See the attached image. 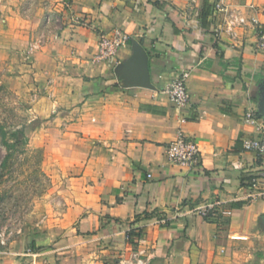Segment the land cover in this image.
Returning a JSON list of instances; mask_svg holds the SVG:
<instances>
[{"label":"crops","instance_id":"obj_1","mask_svg":"<svg viewBox=\"0 0 264 264\" xmlns=\"http://www.w3.org/2000/svg\"><path fill=\"white\" fill-rule=\"evenodd\" d=\"M218 1L246 25L228 28ZM0 10L4 81L41 123L34 142L54 184L70 187L66 201L91 203L73 209L85 211L79 236L143 264H264V200L249 188L255 177L264 190V157L242 146L264 131L254 47L264 0H6ZM115 30L126 42L102 59L99 38ZM136 44L151 86L127 65ZM181 71L190 100L178 108L163 89ZM178 128L197 142V165L168 159Z\"/></svg>","mask_w":264,"mask_h":264},{"label":"rangeland","instance_id":"obj_2","mask_svg":"<svg viewBox=\"0 0 264 264\" xmlns=\"http://www.w3.org/2000/svg\"><path fill=\"white\" fill-rule=\"evenodd\" d=\"M2 64L0 58V264H124L75 230L91 203L67 202L70 187L63 178L54 184L43 163L45 146L33 138L41 123L29 121V103L7 86ZM21 130L27 143L15 135ZM76 205L85 211L77 214Z\"/></svg>","mask_w":264,"mask_h":264},{"label":"built area","instance_id":"obj_3","mask_svg":"<svg viewBox=\"0 0 264 264\" xmlns=\"http://www.w3.org/2000/svg\"><path fill=\"white\" fill-rule=\"evenodd\" d=\"M214 10L223 11L227 14L226 24L230 29L246 25V19L240 13L229 11L222 1L215 3ZM254 28L256 34L254 47L257 50H264V25L257 23L254 25ZM126 39V36L118 30H115L110 35H101L98 42L99 57L102 59L113 58L118 48L126 42ZM187 78L188 71H181L174 75L170 83L163 89V92L166 93L178 108L186 107L189 104L190 97L187 90ZM246 119L248 121L254 120L251 112L246 113ZM242 146L244 150L253 151L258 156L264 157V131L256 137L244 138ZM166 154L172 163L188 167L197 165L200 159V149L197 142L192 137L185 135L181 128L177 129L175 138L166 145ZM249 185V188H255V191L250 194V199L264 200V190H258L257 178L252 177ZM215 207L216 202L209 201L198 209V213L205 219L212 218L215 215ZM123 263L143 264L141 259L125 260Z\"/></svg>","mask_w":264,"mask_h":264},{"label":"water","instance_id":"obj_4","mask_svg":"<svg viewBox=\"0 0 264 264\" xmlns=\"http://www.w3.org/2000/svg\"><path fill=\"white\" fill-rule=\"evenodd\" d=\"M127 65L131 67V70L139 79L140 85L151 86L148 67V54L140 44L135 45V50L130 59L127 61ZM260 220L264 225V214L261 215Z\"/></svg>","mask_w":264,"mask_h":264},{"label":"trees","instance_id":"obj_5","mask_svg":"<svg viewBox=\"0 0 264 264\" xmlns=\"http://www.w3.org/2000/svg\"><path fill=\"white\" fill-rule=\"evenodd\" d=\"M18 134L22 136V140H23V142H24V143H27V138H26V136L24 135V131H23V130H21V131H16L15 135H18ZM209 219H210V218H209ZM133 235H134L133 233H129L128 237L131 239ZM135 236H136V237H140L141 234H140L139 232H137V233L135 234ZM31 245H34V243L32 242Z\"/></svg>","mask_w":264,"mask_h":264}]
</instances>
